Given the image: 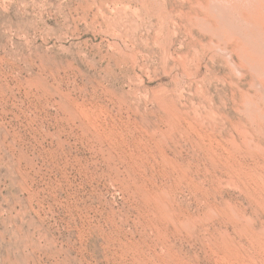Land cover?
Wrapping results in <instances>:
<instances>
[{"label":"rangeland","instance_id":"1","mask_svg":"<svg viewBox=\"0 0 264 264\" xmlns=\"http://www.w3.org/2000/svg\"><path fill=\"white\" fill-rule=\"evenodd\" d=\"M0 264H264V0H0Z\"/></svg>","mask_w":264,"mask_h":264}]
</instances>
